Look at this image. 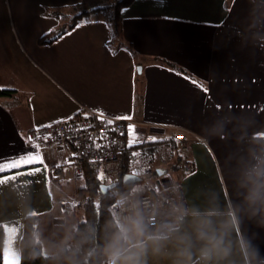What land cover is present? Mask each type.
Returning <instances> with one entry per match:
<instances>
[{
  "label": "crops",
  "instance_id": "0c3cea01",
  "mask_svg": "<svg viewBox=\"0 0 264 264\" xmlns=\"http://www.w3.org/2000/svg\"><path fill=\"white\" fill-rule=\"evenodd\" d=\"M79 2L0 0V88L13 90L0 96L2 259L19 264L25 218L35 217L44 255L84 219L83 203L72 202L83 178L63 149L38 145L8 160L31 150L30 130L89 108L131 115L137 138L127 135L126 173L141 177L131 188L218 209L217 222L234 211L223 264H264V211L253 213L240 183L264 146V0H134L118 19L109 9L72 24ZM175 132L187 143L180 154ZM143 134L155 142L148 154L136 143Z\"/></svg>",
  "mask_w": 264,
  "mask_h": 264
},
{
  "label": "clouds",
  "instance_id": "9594fccd",
  "mask_svg": "<svg viewBox=\"0 0 264 264\" xmlns=\"http://www.w3.org/2000/svg\"><path fill=\"white\" fill-rule=\"evenodd\" d=\"M240 183L243 201L253 213L264 211V146L252 155ZM154 191L133 186L116 199L118 217L106 222L95 240L91 230L75 243L71 232L66 233L50 257L79 264V250L90 245L83 253L88 264H223L231 252L229 234L238 226L235 212L217 222L215 208L201 211L173 204L165 210L166 201L157 199L159 193L152 195ZM71 231H78L77 226Z\"/></svg>",
  "mask_w": 264,
  "mask_h": 264
},
{
  "label": "built area",
  "instance_id": "2783aa9c",
  "mask_svg": "<svg viewBox=\"0 0 264 264\" xmlns=\"http://www.w3.org/2000/svg\"><path fill=\"white\" fill-rule=\"evenodd\" d=\"M99 112L85 108L75 115L49 123L52 124L50 128L41 127L39 132L36 131L37 128L30 130L26 138L28 140L31 137L29 142L43 148L63 149L66 162L72 167L76 178H82L85 171L100 170L110 181L116 180L124 166V155L128 146L127 122L115 120V117L105 113L102 119L98 118ZM85 114H87V119H85ZM109 119L114 121L112 125L106 123ZM121 132L124 135H120ZM37 136L40 139L37 140ZM44 136H49V139L45 141ZM152 141L151 134H143L136 143L139 146H145ZM171 145L175 150L187 149L183 132L173 134ZM52 176L54 181L63 177L61 166L53 168ZM145 195H149V192H145ZM169 205L173 204L165 203V210ZM112 211L116 219L120 213L116 203H113Z\"/></svg>",
  "mask_w": 264,
  "mask_h": 264
},
{
  "label": "trees",
  "instance_id": "16d2710c",
  "mask_svg": "<svg viewBox=\"0 0 264 264\" xmlns=\"http://www.w3.org/2000/svg\"><path fill=\"white\" fill-rule=\"evenodd\" d=\"M134 0H113L110 4L109 0H80L78 4L79 12L72 18V24L84 16L90 15L100 10H111L113 19L119 18L120 9L130 5ZM47 40H50L49 38ZM40 42L45 41L44 38H40ZM13 90L0 88V96L9 95ZM155 142H150L145 146H138L142 153L148 154L151 152L152 146ZM129 159L127 158V151L124 155V166L120 172V175L116 180L109 181L107 183L115 182V186L109 189L106 193H103L99 186L104 184L102 179L98 176L99 170L85 171L83 178L84 184L80 186L76 194L83 203V217L84 219L78 222V231H71V235L74 237L73 243L79 241L81 237L87 235L91 230L93 239H96V235L100 232L106 222L114 220L112 205L116 199L122 194L127 192L132 183H123L122 176L129 169ZM187 173L191 172L194 168L193 163L189 159H185L183 164ZM35 217L31 216L25 218L23 232L19 241L20 246V261L19 264H64L63 261H56L50 255H44L41 250V244L37 238ZM72 230V229H71ZM90 245H84L83 249L79 250L77 260L79 264H88L86 257H84V251H87ZM0 261H2V231L0 228ZM98 264V260L96 262Z\"/></svg>",
  "mask_w": 264,
  "mask_h": 264
},
{
  "label": "snow or ice",
  "instance_id": "6c2138e0",
  "mask_svg": "<svg viewBox=\"0 0 264 264\" xmlns=\"http://www.w3.org/2000/svg\"><path fill=\"white\" fill-rule=\"evenodd\" d=\"M80 26L81 25H79V24L77 25V27H80ZM103 116H104V113L102 111H100L98 118H101L102 119ZM87 118H88L87 117V114H85V119H87ZM69 119H71V118H69ZM131 119H132L131 115H124V116H117V117H115V120H120V121H127V120H131ZM106 123L108 125H112L114 123V121L112 119H109V120L106 121ZM41 127H48V128H50V127H52V124L39 126V127H37L36 131L39 132ZM129 132L132 134V138L133 139L137 138V134H136L135 126L134 125H132V124H128L127 125V134H129ZM120 135H124V133L121 132ZM31 139L32 138L29 137L28 138V141H26L25 143L27 144L29 141H31ZM36 139L38 140V139H40V137L37 136ZM43 139L45 141H47L49 139V136H44ZM37 147H38V144H35L34 143V144H32V147H31V150L30 151H25L24 153L16 154V157L14 159H11V160H8V161H14V160L19 159V158H26L30 153L31 154L36 153L37 152ZM0 264H15V262L14 261H12V262H6V261H4L2 259V261H0Z\"/></svg>",
  "mask_w": 264,
  "mask_h": 264
},
{
  "label": "water",
  "instance_id": "95a60500",
  "mask_svg": "<svg viewBox=\"0 0 264 264\" xmlns=\"http://www.w3.org/2000/svg\"><path fill=\"white\" fill-rule=\"evenodd\" d=\"M156 173L160 174L161 170L156 169ZM141 180V177L133 174V173H125L122 176V182L123 183H131V182H135V181H139ZM115 186V182L112 183H108V184H100L99 188L103 193H106L109 189L113 188Z\"/></svg>",
  "mask_w": 264,
  "mask_h": 264
},
{
  "label": "rangeland",
  "instance_id": "374dc122",
  "mask_svg": "<svg viewBox=\"0 0 264 264\" xmlns=\"http://www.w3.org/2000/svg\"><path fill=\"white\" fill-rule=\"evenodd\" d=\"M113 0H109V4L112 2ZM72 14H74V13H76V12H71ZM65 15V14H64ZM69 14L67 13L65 16V21H66V23H67V21H68V19H70L71 18V16H68ZM167 153H168V151H166ZM166 153V154H167ZM179 154L180 153H182L181 151H179L178 152ZM178 153H176V154H178ZM156 159H158V158H156ZM159 161H157L156 163H158ZM155 162L153 163V164H156ZM143 170H144V172H146L147 170H145V168L143 169V168H139V169H137V173H141V174H144L143 173ZM101 174H102V172H100ZM79 183V182H78ZM84 184V182H82V184L81 185H79V184H77L76 186V189H78L80 186H82ZM77 190H75V192H76ZM72 202L74 203V204H76V202H79V203H82V201H81V199L80 198H78V196H77V194H76V197H75V200L74 199H72ZM73 204V205H74ZM74 207V206H73Z\"/></svg>",
  "mask_w": 264,
  "mask_h": 264
}]
</instances>
